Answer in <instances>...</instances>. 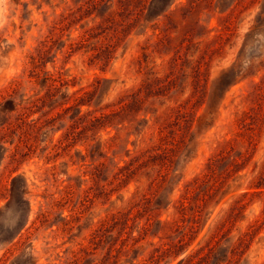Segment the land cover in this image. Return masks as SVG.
Instances as JSON below:
<instances>
[{"label": "rangeland", "instance_id": "rangeland-1", "mask_svg": "<svg viewBox=\"0 0 264 264\" xmlns=\"http://www.w3.org/2000/svg\"><path fill=\"white\" fill-rule=\"evenodd\" d=\"M0 237V264H264V0H0Z\"/></svg>", "mask_w": 264, "mask_h": 264}, {"label": "trees", "instance_id": "trees-1", "mask_svg": "<svg viewBox=\"0 0 264 264\" xmlns=\"http://www.w3.org/2000/svg\"><path fill=\"white\" fill-rule=\"evenodd\" d=\"M47 79H49V77H47ZM206 182H207V181H206ZM248 194H249V192H246V193L244 194V196H247ZM2 239H3V238L0 237V240H2ZM9 241H11V240H8V242H9ZM3 242H6V240L3 239ZM212 251H213V248H212ZM29 259H32V257H29ZM222 262H223V261L220 259L219 262H217L216 264H222ZM32 263L35 264L34 261H33Z\"/></svg>", "mask_w": 264, "mask_h": 264}]
</instances>
